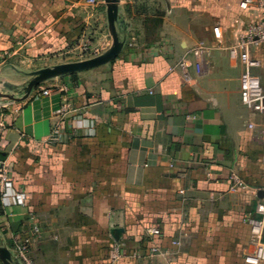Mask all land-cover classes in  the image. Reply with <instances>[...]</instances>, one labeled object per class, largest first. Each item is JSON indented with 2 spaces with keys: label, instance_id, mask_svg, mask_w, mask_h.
Masks as SVG:
<instances>
[{
  "label": "crops",
  "instance_id": "crops-1",
  "mask_svg": "<svg viewBox=\"0 0 264 264\" xmlns=\"http://www.w3.org/2000/svg\"><path fill=\"white\" fill-rule=\"evenodd\" d=\"M241 1L120 0L114 60L0 98V160L26 197L0 203L15 264L17 239L36 264H254L244 218L264 197V114L243 104L229 49L260 12ZM108 12L105 0H0V93L21 98L32 73L94 58L85 44L107 52ZM251 56L264 88V45Z\"/></svg>",
  "mask_w": 264,
  "mask_h": 264
},
{
  "label": "built area",
  "instance_id": "built-area-1",
  "mask_svg": "<svg viewBox=\"0 0 264 264\" xmlns=\"http://www.w3.org/2000/svg\"><path fill=\"white\" fill-rule=\"evenodd\" d=\"M90 4H96L97 0H87ZM242 10L247 11L256 8L260 12L258 19L248 24L246 31L240 40L229 49L230 56L237 59L243 65V72L240 76V85L242 89L243 104L258 114H264V88L261 79L253 73V69L260 65V62L251 56L252 49L259 48L264 45V0H242L240 3ZM214 33L219 35L220 29L216 27ZM204 44L201 43L193 49L192 53L196 58L203 54ZM82 51L86 54L89 51L88 45L82 47ZM100 51H94L91 56H99ZM2 55L0 54V59ZM181 67H186L183 62ZM44 95H49V90L43 91ZM9 104L0 103V111L5 109ZM66 107L63 108V111ZM4 125L0 123V137L3 132ZM233 185L232 192H237L242 184L241 179L236 175H231ZM264 191V189H263ZM0 199L3 206L22 205L25 203L26 197L23 193H18L13 188L12 176L10 168L6 163L0 160ZM33 220V218H31ZM244 222L249 226L250 234L253 237L251 242L254 251L250 260L254 264L264 263V197L255 209V214H248L244 218ZM34 234H39L40 230L37 226L33 228ZM153 233H158L153 230ZM15 255L22 264H36L30 255V240L17 239L15 242ZM153 251H157L154 249Z\"/></svg>",
  "mask_w": 264,
  "mask_h": 264
},
{
  "label": "water",
  "instance_id": "water-1",
  "mask_svg": "<svg viewBox=\"0 0 264 264\" xmlns=\"http://www.w3.org/2000/svg\"><path fill=\"white\" fill-rule=\"evenodd\" d=\"M119 1L120 0H105L106 4L109 6V30L113 42L112 47L107 52L89 60L57 65L52 68L36 71L32 73V78L24 89L23 97L15 98L13 95L0 93V98L9 101H24L41 84L54 77H60L67 74L93 69L114 60L121 52L123 46V43L120 41L115 27V22L117 19V5ZM0 261L3 264H15L12 260L10 252L6 248L2 247H0Z\"/></svg>",
  "mask_w": 264,
  "mask_h": 264
},
{
  "label": "rangeland",
  "instance_id": "rangeland-1",
  "mask_svg": "<svg viewBox=\"0 0 264 264\" xmlns=\"http://www.w3.org/2000/svg\"><path fill=\"white\" fill-rule=\"evenodd\" d=\"M93 52L88 51L86 54H88V57L92 55ZM86 56V55H85Z\"/></svg>",
  "mask_w": 264,
  "mask_h": 264
},
{
  "label": "trees",
  "instance_id": "trees-1",
  "mask_svg": "<svg viewBox=\"0 0 264 264\" xmlns=\"http://www.w3.org/2000/svg\"><path fill=\"white\" fill-rule=\"evenodd\" d=\"M0 113H1V111H0ZM0 203H1V199H0Z\"/></svg>",
  "mask_w": 264,
  "mask_h": 264
}]
</instances>
